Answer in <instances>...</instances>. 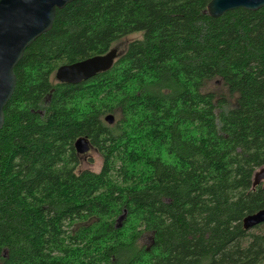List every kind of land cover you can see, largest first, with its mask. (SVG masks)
Listing matches in <instances>:
<instances>
[{
    "label": "trees",
    "instance_id": "16d2710c",
    "mask_svg": "<svg viewBox=\"0 0 264 264\" xmlns=\"http://www.w3.org/2000/svg\"><path fill=\"white\" fill-rule=\"evenodd\" d=\"M209 1L76 0L25 50L0 130V264L264 262V223L243 227L264 209V7L214 19ZM133 35L109 71L55 80ZM81 137L99 172L79 171Z\"/></svg>",
    "mask_w": 264,
    "mask_h": 264
},
{
    "label": "water",
    "instance_id": "95a60500",
    "mask_svg": "<svg viewBox=\"0 0 264 264\" xmlns=\"http://www.w3.org/2000/svg\"><path fill=\"white\" fill-rule=\"evenodd\" d=\"M74 1L76 0H0V130L4 123V107L16 86L15 66L22 59L25 50L37 38L51 30L56 11ZM263 7L264 0H210L206 13L216 19L237 9L255 12ZM117 56V50L111 49L104 55L62 65L55 72V80L68 85L88 81L99 73L109 71ZM104 121L113 125V115L105 116ZM90 148L89 141L84 137L78 138L74 143L77 155L87 153ZM253 180V187L263 182L264 169L255 173ZM262 223L264 209L245 217L243 227L251 230Z\"/></svg>",
    "mask_w": 264,
    "mask_h": 264
},
{
    "label": "rangeland",
    "instance_id": "374dc122",
    "mask_svg": "<svg viewBox=\"0 0 264 264\" xmlns=\"http://www.w3.org/2000/svg\"><path fill=\"white\" fill-rule=\"evenodd\" d=\"M138 38L137 35H133V36H129L126 39H124L122 42H120L119 44L115 45V47L113 49H116L118 54L121 52V50L124 49V46L131 40H134ZM208 89L211 91H214L216 93H223V89L220 83L218 82H211L208 86ZM107 116V115H106ZM114 117V122H115V116ZM106 123V122H105ZM102 166V159L99 156V154L93 149L90 148V150L83 154V155H79V171L82 170H90L92 172H99L100 168ZM264 169V168H262ZM261 169L257 170V172H260ZM256 172V173H257ZM260 184L264 185V181L261 182ZM122 216L119 217L118 221L120 222L122 220Z\"/></svg>",
    "mask_w": 264,
    "mask_h": 264
}]
</instances>
